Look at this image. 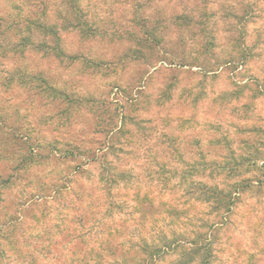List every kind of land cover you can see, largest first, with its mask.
I'll return each mask as SVG.
<instances>
[{"label": "rangeland", "instance_id": "obj_1", "mask_svg": "<svg viewBox=\"0 0 264 264\" xmlns=\"http://www.w3.org/2000/svg\"><path fill=\"white\" fill-rule=\"evenodd\" d=\"M73 1L0 0L39 16L0 48V264L82 256L71 230L103 215L102 169L130 173L142 196L160 163L175 180L210 184L204 167L248 180L222 261L264 264V0H77L65 12ZM40 17L54 28L40 34ZM102 141L111 148L92 159Z\"/></svg>", "mask_w": 264, "mask_h": 264}, {"label": "trees", "instance_id": "obj_2", "mask_svg": "<svg viewBox=\"0 0 264 264\" xmlns=\"http://www.w3.org/2000/svg\"><path fill=\"white\" fill-rule=\"evenodd\" d=\"M76 3L77 0L73 1L65 12L74 10L79 13ZM32 17L12 14L10 8L1 10L0 48L4 46L2 43L9 42L10 33L22 35L25 31L34 30L30 24L39 16ZM76 17L78 20L82 18L79 14ZM44 18L40 17L41 23L35 24L40 34L55 26L44 22ZM67 19L64 17V21ZM81 21L78 22L79 28L88 30L87 22ZM78 23L74 22L75 27ZM114 129L113 123L108 130ZM96 144L95 150L87 149L88 152L95 151L92 159L97 151L111 148L103 141ZM109 165L102 169L98 179L104 183L107 198L103 215L79 216L71 230V240L82 242L88 249L82 256L64 253L59 264H223L222 255L228 257L225 252L231 245L229 235L235 231L237 203L243 191L250 186L242 176L228 184V179L240 175L232 173L234 167L227 172L204 167L205 177L212 181L209 184L194 178L191 172L183 173L175 180L166 165L160 163L149 174L152 186L149 184L141 196L138 180L130 173ZM263 182L258 180L257 185ZM121 188L127 191L123 196L132 195L134 203L130 205L124 198H119L117 191ZM148 214L150 217L145 218ZM121 215L123 218L116 224L114 216L119 218ZM127 223L135 226L128 227ZM61 225V230L68 228L65 223Z\"/></svg>", "mask_w": 264, "mask_h": 264}]
</instances>
